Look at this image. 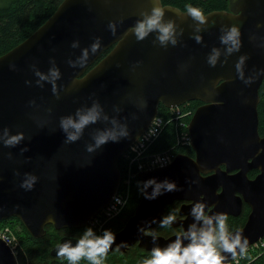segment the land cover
<instances>
[{
    "label": "water",
    "instance_id": "water-1",
    "mask_svg": "<svg viewBox=\"0 0 264 264\" xmlns=\"http://www.w3.org/2000/svg\"><path fill=\"white\" fill-rule=\"evenodd\" d=\"M153 6L154 0H62L35 31L0 55V221L15 217L35 238L42 237L49 224L57 230L87 227L117 193L118 161L149 127L159 105L174 108L198 100L201 104L187 125L194 157L178 153L167 166L137 173L142 187L150 179L157 183L167 179L180 190L161 189L163 195L151 201L141 194L133 214L115 232L116 244H128L118 251L133 245L150 252L156 246L166 247L196 222L189 213L201 196L213 205V212L227 215L238 214L245 200L250 206L247 219L230 232L242 230L248 247L264 237V135L258 130L264 0H229L228 10L205 14L207 25H198L186 11L162 5V23L173 20L179 25L177 45L169 41L166 48L156 39L158 31L142 42L130 32L137 20L151 15ZM110 21H116L115 35L108 28ZM240 21L242 47L229 54L231 44L221 43L220 38ZM197 35L201 43L195 41ZM96 38L101 47L94 54L91 45ZM213 48L220 53L216 67L207 63ZM85 49L87 64L81 68ZM241 56L248 57L242 71L244 80L252 79L250 85L238 78L235 65ZM53 68L60 73L54 81L57 95L52 93ZM37 71L47 79L41 80ZM93 105L99 106L97 122L85 126L77 141L66 144L61 119L78 121L77 112L86 114ZM125 125L127 137L87 151L99 133L119 132ZM20 132L24 139L18 145L4 146V140ZM68 132L75 129L69 127ZM251 170H258L253 178L248 177ZM26 174L38 178L30 191L20 187ZM154 187L145 191L151 195ZM177 200L180 211L172 227H180V232L159 235L155 241L139 232L155 226L149 222H158L164 207ZM78 239L63 235L50 254L57 256L61 243L71 241L75 246ZM116 244L112 250H117ZM0 264H18L1 238Z\"/></svg>",
    "mask_w": 264,
    "mask_h": 264
},
{
    "label": "clouds",
    "instance_id": "clouds-1",
    "mask_svg": "<svg viewBox=\"0 0 264 264\" xmlns=\"http://www.w3.org/2000/svg\"><path fill=\"white\" fill-rule=\"evenodd\" d=\"M241 2V0H237ZM159 0H154V6L152 7L151 15H146L144 19L137 20L136 23L130 28V32L134 34L137 42L144 41L150 33L158 31L159 35L156 39L159 41L161 46L166 48L167 43L170 41L173 46L177 45L176 30L179 25L175 21L169 20L166 23H162L165 15V8L162 5H158ZM186 15L190 16L193 20L198 22V25H207L208 17L204 14L203 10L191 5L186 6ZM181 17L186 16L184 13H178ZM241 24L233 23L228 28V31L223 35L221 43L231 44L228 48V53L231 54L233 51H239L242 47L241 41ZM108 28L112 34H116V21H110ZM199 31V28L197 29ZM183 29H181V35ZM197 43L202 42V37L195 36ZM77 44L73 43L72 47H76ZM100 38H96L95 42L91 45L92 52L95 54L100 50ZM213 55H211L207 63L211 67H216L217 58L219 57V50L216 48L212 49ZM87 49L84 50V54L81 58L80 67L83 68L87 64ZM248 59L247 56H241L237 61L235 67L238 73V78L244 82L245 85L253 83L252 79L244 80L242 65L244 61ZM71 63V62H70ZM140 63V62H137ZM75 67V64H71ZM10 67L15 68V65ZM40 77L41 80L47 79L42 73L37 71L35 73ZM261 74H264V69H261ZM51 76L53 78V95H57L55 80L59 78L60 73L58 69L53 68L51 70ZM26 84H30V81H25ZM39 84V81H37ZM57 98H59L57 96ZM213 102V101H212ZM32 103V102H30ZM220 103V102H215ZM98 105L93 107L86 113L81 114L77 112L79 117L78 121H74L71 117L61 119V128L67 133L65 139L66 144L74 143L80 138V135L85 126L90 123L94 124L100 117L98 111ZM107 119V117H105ZM115 124L116 122L113 121ZM69 127L75 129V132H68ZM129 135L127 126H122L120 131L108 130L99 133L95 137V145L88 146L87 151L93 152L96 148H100L106 145L109 141L118 142L119 138L127 137ZM24 139V133L20 132L16 135L10 136L4 140L5 147H15ZM23 149L22 151H26ZM11 157V153H9ZM164 163H161L163 166ZM27 179L21 183L20 187L26 191H30L34 188L37 182V176L26 174ZM155 185L151 195H149L145 189ZM138 189L145 199L151 201L157 197L163 195L161 189L166 193L179 191L176 182L165 179L162 183H157L155 179H150L140 187L138 183ZM116 203H121L119 197H115ZM207 208V212L205 209ZM213 205L209 206L204 202V197L201 196L199 201L193 202L189 215L194 217V221L201 222V226L197 227V223H191L186 231L175 236V239L170 240L167 246L161 248L156 246L151 249V258H146L142 261V264H231L232 260L237 258V255L246 257L249 240L243 235L242 230L230 232L227 224L228 215L224 212H213ZM179 209L169 211L168 214L164 215L158 222L153 219L149 222L151 224H157L160 228L172 227L177 222V213ZM186 220L187 217L184 216ZM144 236H150L153 241L159 238V234L151 227L140 228ZM184 240L188 243L184 244ZM116 244V233L111 229H104L102 235H96L92 227L86 228L80 238L77 240L75 246H72L71 241L61 243L57 250L56 255L61 258H65L69 264H78L79 261L86 259L91 264H103L104 259L108 253L113 249V245ZM126 241H121L116 244V249L127 247ZM227 254V255H226ZM230 257V258H229Z\"/></svg>",
    "mask_w": 264,
    "mask_h": 264
},
{
    "label": "trees",
    "instance_id": "trees-1",
    "mask_svg": "<svg viewBox=\"0 0 264 264\" xmlns=\"http://www.w3.org/2000/svg\"><path fill=\"white\" fill-rule=\"evenodd\" d=\"M62 0H0V55L4 54L18 43L28 37L35 31L56 9ZM162 5H170L186 11V6L191 5L203 10L204 14L211 11L228 10L229 0H160ZM258 118L259 134L264 135V78L259 87ZM201 104L194 100L187 102L181 108L178 115L168 112V108L163 105L158 107V115L162 117V130L158 138L148 148L150 152H159L169 150L172 152L193 154L190 145H181L177 143V134L186 130V124L189 122L196 107ZM175 116H178L175 118ZM175 134V136H174ZM118 167L121 178L126 174V165L123 157L118 161ZM138 171L135 166L130 173V181L127 186H123L121 180L119 189H124L123 206L118 214L104 220L100 230L93 229L97 235H102L104 229H111L113 232L121 229L126 220L133 214L139 203L141 192L138 189V183L142 188V183L137 177ZM253 175L254 171L251 172ZM250 175V173H249ZM125 190H127L125 192ZM180 201H174L163 209L162 217L169 211L178 209ZM104 219V218H103ZM242 219L237 217L228 218L227 224L229 231L241 226ZM9 226L16 234L15 255L18 264H69L65 258L52 256L51 249L58 243L63 235L80 238L85 228H65L57 230L52 225L45 226V234L42 237H32L23 224L15 217L0 221V228ZM159 235L169 236L180 232V227L160 228L158 224L152 227ZM146 258H151V252L133 245L125 252L112 250L104 259L103 264H142ZM78 264H91L90 261L83 259ZM231 264H264V240L254 244L247 249L246 257L237 255Z\"/></svg>",
    "mask_w": 264,
    "mask_h": 264
},
{
    "label": "built area",
    "instance_id": "built-area-1",
    "mask_svg": "<svg viewBox=\"0 0 264 264\" xmlns=\"http://www.w3.org/2000/svg\"><path fill=\"white\" fill-rule=\"evenodd\" d=\"M183 105H180L174 108H168V112L174 115H178ZM177 117L178 116H175V118ZM187 125L188 123L186 124V130H187ZM162 128H163L162 117L157 114V116L153 119L149 127L125 151V153L122 156L125 161V165H126V174H125L124 179H122L123 186H127L129 184L131 169L134 166L136 170L140 172L146 169L164 167L172 162V160L174 159L176 155L175 152H172L169 150H164V151H159V152H150L148 149L150 145L158 138L159 134L161 133ZM177 143H180L181 145H189L190 136L188 134V131H185V132L182 131L181 134L179 133L177 134ZM161 163H164V165L161 166ZM123 191L124 189H121V190L118 189L117 193L113 196L111 202L91 219V221L89 222V225L92 226V228L95 227L96 230H100V227L101 225H103L104 220L106 221L120 212L123 206V203H124L123 201L124 192ZM126 191L127 190H125V192ZM115 197H119L121 203H116L114 199ZM0 238L5 243H7L9 247L15 253L16 235L13 233V231L9 227L6 226L0 229ZM262 240H264V237L260 239L257 243L261 242Z\"/></svg>",
    "mask_w": 264,
    "mask_h": 264
},
{
    "label": "flooded vegetation",
    "instance_id": "flooded-vegetation-1",
    "mask_svg": "<svg viewBox=\"0 0 264 264\" xmlns=\"http://www.w3.org/2000/svg\"><path fill=\"white\" fill-rule=\"evenodd\" d=\"M199 105H200V104H199ZM199 105H198V106H199ZM187 155L190 156V157H194V152H193V154H187ZM253 171H254V174L251 175V174H252L251 172H253ZM249 173H250V175H249ZM257 173H258V170H251V171L248 172V177H249V178H253ZM180 203H181V201H180ZM249 212H250V206H249V204H248L245 200L242 199V201H241V208H240L239 213L236 214V215L228 214V218H229V217H230V218H235V217H237V218H239V219H242L241 221H243V222H242L241 226L237 227V228H240V227H242V226L244 225V223H245V221H246V219H247V216H248ZM237 228H234V229H232V230H235V229H237ZM232 230H231V231H232Z\"/></svg>",
    "mask_w": 264,
    "mask_h": 264
},
{
    "label": "rangeland",
    "instance_id": "rangeland-1",
    "mask_svg": "<svg viewBox=\"0 0 264 264\" xmlns=\"http://www.w3.org/2000/svg\"><path fill=\"white\" fill-rule=\"evenodd\" d=\"M174 136H175V134H174ZM146 170H149V169H146ZM143 171V170H142ZM4 227H6V226H4ZM7 227H9V226H7ZM3 228V227H2ZM10 228V227H9ZM1 229V228H0ZM11 229V228H10ZM12 230V229H11ZM13 231V230H12ZM13 233H14V231H13ZM15 234V233H14ZM16 235V234H15Z\"/></svg>",
    "mask_w": 264,
    "mask_h": 264
}]
</instances>
